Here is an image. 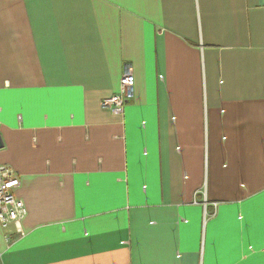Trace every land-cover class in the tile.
Segmentation results:
<instances>
[{
    "label": "crops",
    "instance_id": "1",
    "mask_svg": "<svg viewBox=\"0 0 264 264\" xmlns=\"http://www.w3.org/2000/svg\"><path fill=\"white\" fill-rule=\"evenodd\" d=\"M0 139V264H264V0H0Z\"/></svg>",
    "mask_w": 264,
    "mask_h": 264
},
{
    "label": "built area",
    "instance_id": "2",
    "mask_svg": "<svg viewBox=\"0 0 264 264\" xmlns=\"http://www.w3.org/2000/svg\"><path fill=\"white\" fill-rule=\"evenodd\" d=\"M133 96L134 76L131 67L126 66L119 81L118 92L101 101V108L122 116L126 104L133 99ZM18 186L19 180L12 169L0 164V227L8 241L12 230L23 235L20 221L25 216L26 210L23 203L13 195V191Z\"/></svg>",
    "mask_w": 264,
    "mask_h": 264
},
{
    "label": "water",
    "instance_id": "3",
    "mask_svg": "<svg viewBox=\"0 0 264 264\" xmlns=\"http://www.w3.org/2000/svg\"><path fill=\"white\" fill-rule=\"evenodd\" d=\"M2 148V143H1V139H0V149Z\"/></svg>",
    "mask_w": 264,
    "mask_h": 264
}]
</instances>
